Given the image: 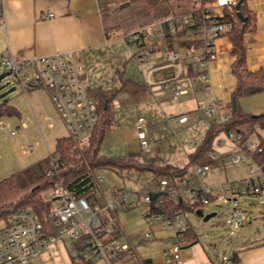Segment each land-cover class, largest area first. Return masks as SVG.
<instances>
[{
  "label": "crops",
  "instance_id": "obj_1",
  "mask_svg": "<svg viewBox=\"0 0 264 264\" xmlns=\"http://www.w3.org/2000/svg\"><path fill=\"white\" fill-rule=\"evenodd\" d=\"M212 2H206L205 5ZM106 7L114 10L115 0H0V55L8 51L14 59L21 60L24 57L59 50H75L84 68L83 79L87 87L103 90L120 87L119 93L111 102L112 119L103 136L99 151L102 153L103 142L108 136L111 137V129L114 126L115 134H113L114 139H111L113 143L109 146L110 151L102 154L134 157L142 163L143 167L119 171L98 169L103 175L99 183L102 192L126 189L130 192L129 201L135 204L141 190L163 189L159 182L161 179H166L167 187L164 189L171 192L176 200L183 202V196L191 194L201 182L213 185L218 182L237 181V185L243 187L253 180L259 181L261 177L258 169L250 172L249 168L255 165L250 157L238 162L232 160L233 153L244 154V152L237 150L233 138L223 130L216 134L211 144V149L216 154L213 162H216L220 155H229L232 163L241 164L234 167L239 172V176H231L229 171L225 170L223 180L207 182L205 181L207 172L202 177H198L194 172V166L198 165V162L192 163L188 157L199 146L200 138L208 129L211 128L213 131L221 128L224 125L222 118L232 116L231 94L236 86V78L231 72V65L235 57L230 53L232 43L227 33L220 34L214 40L218 54L214 59L206 62L204 78L194 65L195 72L198 73L190 75L187 72L189 61L183 59V74L179 79L167 81V86H164L161 80L170 76L173 71L159 66L162 65L169 50L176 49L183 53L187 47V33L178 37L174 35L171 49H168L164 35L154 36L149 48L150 55L143 61H138L126 51L125 43L121 38L122 32L104 30L101 11ZM247 8L253 16V26L243 34L245 58L247 68L250 71H256L264 69V0H247ZM162 28L164 29L163 24ZM176 83L185 89L178 100L172 98L170 89V86ZM44 90L45 98L33 86L23 91L28 92L25 94L30 96L27 99L29 108L39 117L43 114V107L51 103L47 90L45 88ZM22 103L25 104L26 101ZM179 105L185 108L188 116V120L183 123L177 118L176 110ZM13 106L18 108L16 105ZM238 106L246 113H264V90L240 97ZM208 107L212 108L211 114L205 113ZM20 110L23 111V107ZM140 116L146 120L147 135L153 147V153L149 157L141 154L133 127L134 121ZM27 118L26 115L25 119ZM47 119L45 115L43 120ZM119 123L122 126H119ZM37 126H40L39 122ZM47 126L53 128L54 125L48 122ZM32 127L30 123L27 129ZM171 128L174 132L179 131L181 135L169 133ZM194 128L199 129L198 140L190 135L184 137ZM23 129L27 130L22 127ZM256 134L264 140V128H257ZM65 135L67 134L62 136ZM23 137L30 138V135L24 134ZM42 138L45 144V154L38 159L51 152L43 135ZM172 138L181 140L180 146L185 151L186 158L181 163L172 160L164 161L158 155L163 143ZM249 140H256L255 135ZM33 145L38 154H41L43 149L41 150L38 141H35ZM30 146L32 147V144ZM185 161L187 163L184 164ZM187 165L192 166L194 185L183 188L180 180L184 178ZM222 165L224 166L223 161ZM179 169L183 170L178 171ZM162 172H168L171 175L174 191L169 187V180ZM159 173L162 175L155 185L157 177L154 174ZM143 174L147 175V180L144 179ZM247 196L251 198H246ZM238 197L243 198L244 203L249 204L251 213L255 217L253 223H260L264 217V196L246 194ZM209 204L218 205L213 202ZM209 204H203L191 213L196 214V210H201L203 215V208ZM114 211L122 230L119 236L120 241L127 242L136 254L144 259L141 264H163L164 243L175 239L173 229L161 227L158 222L146 217L139 208L132 204ZM186 213H182L181 219L186 224L185 229L188 228V230L184 237H181L184 235V230L179 234L181 238L180 259L174 264H264L263 225L261 230H257L259 234L257 239L248 242L237 240L233 243L229 254L225 253L220 258L214 259L207 254L205 247L200 245V233L190 224ZM208 214L214 215L215 212ZM252 232L255 234L256 231ZM247 233L250 235V230ZM155 244L158 245L157 249L154 248ZM141 247L148 248L149 251L142 255L138 252ZM121 260L122 264H127L126 257Z\"/></svg>",
  "mask_w": 264,
  "mask_h": 264
},
{
  "label": "built area",
  "instance_id": "obj_2",
  "mask_svg": "<svg viewBox=\"0 0 264 264\" xmlns=\"http://www.w3.org/2000/svg\"><path fill=\"white\" fill-rule=\"evenodd\" d=\"M234 3L235 0H214L204 5L200 12L202 16L188 14L165 19L172 35H176L183 25H188L189 28L187 47L183 53L176 49L169 50L162 65L159 66L173 71L170 76L161 80L164 86H167V81L179 79L183 74V59L192 62L203 78L206 76L204 68L206 62L214 59L218 54L214 40L228 29V25L219 21V18L223 15L224 9L231 10ZM162 23L163 21H158L122 33L121 38L125 43L126 51L136 60L143 61L150 55L152 38L164 35ZM0 58V63L5 66L8 73L17 78L24 91L30 86L44 87L63 121L67 134L78 142H86L98 122L99 114L95 101L87 93L83 79L84 68L75 50H59L24 57L21 60L14 59L8 51H5ZM170 89L174 100H178L185 92V89L177 83L171 85ZM211 109V107L206 108L205 113L211 114ZM176 113L179 122L188 120L183 106L179 105ZM226 121L227 117H223V124ZM133 127L141 154L149 157L153 153V147L147 135L146 120L141 116L137 117ZM10 133L14 134L16 131L11 130ZM228 134L235 141L237 150L244 152V154L233 153L234 162L250 157L245 153V149L260 151L256 140L242 141L240 135L233 131ZM202 140L203 136L200 142ZM206 156L212 162L216 159L212 149L207 151ZM57 161L58 155L52 154L53 166ZM209 165L210 163L195 165V174L202 177L209 169ZM256 168L261 177L259 181L253 180L243 187L233 182H218L213 185L201 182L191 194L183 196V202L192 205L199 201L202 205L211 202L229 203L230 215L227 225L231 231H236L248 218L245 209L233 204L236 197L246 194L264 196V173L256 165L249 169L252 173ZM94 174L100 183L103 179L100 170L96 169ZM159 184L163 189L166 188V179H161ZM150 191L141 190L134 204L129 201L130 192L126 189L102 192L100 187L94 188L91 194L97 197V201L91 203L85 195L74 197L61 181H57L51 189L44 192V198L53 203L49 216L54 220L55 232L50 233L47 230L39 214L31 206L20 208L0 218V264H32L31 257L46 250L52 241L64 238L70 242L69 257L74 262L86 259L90 264H115L116 260L126 257L127 264H141L144 259L139 257L127 242L120 241L119 237L109 233L108 229V232L98 234L100 224L108 211L118 210L131 204L139 208L146 217L158 222L161 227L173 229L175 239L164 243L162 255L163 264H174L180 259L179 234L185 230L186 224L181 219L180 211H175L172 216H166L161 212L151 213ZM121 234L120 229L118 235Z\"/></svg>",
  "mask_w": 264,
  "mask_h": 264
},
{
  "label": "trees",
  "instance_id": "obj_3",
  "mask_svg": "<svg viewBox=\"0 0 264 264\" xmlns=\"http://www.w3.org/2000/svg\"><path fill=\"white\" fill-rule=\"evenodd\" d=\"M212 1L214 0H115L114 10L106 7L101 11L104 30L123 33L163 21L164 40L168 49H171L174 35L169 32L165 19L170 16L178 17L188 14L202 16L200 12L205 3ZM219 21L228 25L226 33L232 43L230 53L235 57L231 65V72L236 78V86L231 94V103L232 106L234 105V109L232 116L227 118L221 128L213 131L210 128L206 131L199 146L188 157L192 163H211L212 161L207 158L206 153L211 149L213 139L221 130L227 134L231 131L238 133L242 141L255 135L260 151L246 149L244 151L264 173V140L256 134L257 128H264V113H246L238 106L240 97L264 90V69L250 71L246 65L243 34L253 26V16L250 15L247 8V0H235L231 10L224 9ZM188 28V25L181 26L175 36L186 34ZM187 72L190 75L198 73L195 72L192 62L187 63ZM119 91L120 87L110 90L87 87L88 95L96 103L99 119L86 142L81 145L68 134L59 136L55 140L54 149L47 156L0 179V218L20 208L31 206L39 214L47 230L54 233V220L49 216L53 203L44 198V192L51 189L55 182L61 181L74 197L85 195L91 203H94L97 201V197L92 195L91 191L94 188H99V181L94 174L96 169L119 171L143 167L142 163L134 157L109 156L99 151L103 136L112 119L111 102ZM10 115H19V112L7 100L0 102V117ZM52 154L58 155L55 166L51 162ZM180 170L183 169L178 171ZM150 199V212H161L166 216H172L175 211H180L183 214L193 212L202 206L200 201L192 205L176 200L171 192L164 189L150 191ZM107 229L109 233L120 236L118 231L121 228L114 210L108 211L100 224L98 234L102 235L108 232ZM187 230L188 228L183 231L184 235L181 237L185 236ZM123 255L127 256V254ZM70 264H90V261L86 259L81 262L70 260Z\"/></svg>",
  "mask_w": 264,
  "mask_h": 264
},
{
  "label": "rangeland",
  "instance_id": "obj_4",
  "mask_svg": "<svg viewBox=\"0 0 264 264\" xmlns=\"http://www.w3.org/2000/svg\"><path fill=\"white\" fill-rule=\"evenodd\" d=\"M117 14L118 13L116 12V15ZM4 71L8 72L5 66L0 63V74ZM34 89H36L37 92H39L40 95L45 98L46 92L44 87H34ZM23 91L24 90L21 88L17 78H15V76H13L11 73H8L7 75L0 78V102L7 100L9 103L16 105L18 108L19 106L20 108L23 107V111L20 110V108H17V110H19V115L0 117V179L9 176L11 173L25 167L45 154V144L42 135L48 143L49 150L52 151L54 149L55 137L67 134V130L65 129L64 124H62L63 121L61 120L52 102L49 103V106L46 105L43 107V114L39 117L36 115V113L33 114L29 108L30 106L27 99L30 96L29 94L28 96L25 94L29 92V89L27 90L28 92L24 93ZM22 101H26V103L24 104ZM26 115L28 117L27 119H25ZM45 115L48 117V119L44 121L43 118ZM37 122H39L40 126H37ZM48 122L53 123V128H49L47 126ZM30 123L33 127L27 129V126ZM25 124L27 125L25 126ZM119 126H122L121 123H119ZM19 127H21V129H19ZM22 127L27 130H22ZM11 130H15L16 133L11 134ZM111 130V137L108 136L101 147L102 153H109L110 151L109 146L112 145V140L114 139L113 134H115L114 126ZM171 130H169V133H179V131L174 132ZM199 133V129L194 128L191 132L185 134L184 137H188L190 135L192 138H196L198 140L200 135ZM24 134H27L28 136L30 135V138H24ZM181 139H183V137H181ZM35 141H38L41 146V150L43 149L41 154H38L36 147L33 145ZM180 141L175 140L174 138L165 141L160 148V153L158 154L160 159H164V161L172 160L178 161L180 163L183 162L186 156L185 151L180 146ZM84 143L85 141L80 142L81 145ZM30 144H32V147ZM222 161L224 166L222 165ZM185 163H187V161H185L184 164ZM240 165L241 164L232 163L229 155H220L218 156L216 162L210 163L209 170L205 176V181L218 182L223 180L225 178V170L229 171L231 176H239V172H237L234 167ZM192 171V166L187 165L184 178L180 180V184L183 185V188L194 185ZM162 174L169 180V187H171V189L174 191L171 175L168 172H162ZM162 174H154V176L157 177L155 185L158 181V178ZM146 176L147 175H144V179H146ZM233 183L237 184L238 182L233 181ZM250 196H247L246 198ZM244 201L245 200H243V198L238 196L234 201L235 206L245 209L248 212V218L246 219L247 223H243L236 231H231L227 225V219L230 215V206L227 202H221L218 205L209 204V206L203 208V215L194 214L191 212L186 213L190 224L200 233V245L202 244L205 247L207 254L211 258H220V256L225 253L229 254L233 243L237 240L248 242L258 238L259 234L257 230H261L262 225L264 226V217L263 219L261 218L262 221L260 223H253L255 217L251 213L249 204L244 203ZM210 212H215V214L205 219L204 216ZM250 221H252V223H250ZM248 230L251 232L250 235L247 233ZM252 231H256L255 234H253ZM154 248L157 249L158 245L155 244ZM69 249L70 242L68 239H56L48 245L46 250L36 256L31 257L30 261L32 264H70ZM148 251L149 249L144 247L138 249V252L142 255ZM122 263L123 262L121 259L115 262V264Z\"/></svg>",
  "mask_w": 264,
  "mask_h": 264
},
{
  "label": "water",
  "instance_id": "obj_5",
  "mask_svg": "<svg viewBox=\"0 0 264 264\" xmlns=\"http://www.w3.org/2000/svg\"><path fill=\"white\" fill-rule=\"evenodd\" d=\"M236 7H237V5H236ZM238 15H240V14L238 13ZM243 19H244V18H243ZM7 74H8L7 71L2 72V73L0 74V78L3 77V76H5V75H7ZM233 109H234V105H233ZM196 214L202 215L201 210H196ZM211 215H212V214H207V215L204 216V218L206 219V218L210 217Z\"/></svg>",
  "mask_w": 264,
  "mask_h": 264
}]
</instances>
